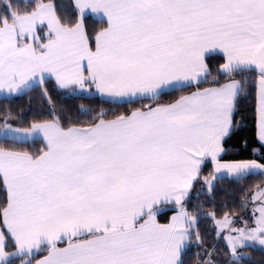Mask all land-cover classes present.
<instances>
[{
    "label": "snow or ice",
    "instance_id": "snow-or-ice-1",
    "mask_svg": "<svg viewBox=\"0 0 264 264\" xmlns=\"http://www.w3.org/2000/svg\"><path fill=\"white\" fill-rule=\"evenodd\" d=\"M0 102V264L264 256V0H0Z\"/></svg>",
    "mask_w": 264,
    "mask_h": 264
},
{
    "label": "trees",
    "instance_id": "trees-1",
    "mask_svg": "<svg viewBox=\"0 0 264 264\" xmlns=\"http://www.w3.org/2000/svg\"><path fill=\"white\" fill-rule=\"evenodd\" d=\"M32 96L35 97V99L33 100V105L35 107H39L41 100L38 97V95L36 93H32ZM59 102L61 103H65L67 104L69 107H76L78 106L80 103H89V101H80V100H61L60 98H57ZM27 101H28V97L25 96L23 99H19L16 100L14 102V107L18 110L20 107H27ZM92 103L96 104L97 106L99 105L98 101H92ZM0 107H3V103L0 102ZM246 123V122H245ZM253 133L248 132L247 130H241L240 132L236 133L233 138L229 141V143L226 145V147H229L230 149H232V151L229 152L228 155L225 156V159H231L233 158V156L235 155V152L237 150L240 151L241 156L243 157H248L251 154V148L249 147L248 149L244 148V140L245 138L251 139ZM207 169H205V174L207 173ZM218 189L219 188H223L224 191L223 192H219L217 195V201L218 202H224L225 199L231 195H233V191L232 188L237 187V185H232V187H229V181H224L222 182V184H218L217 185ZM193 196V203H196V193L195 191L192 193ZM208 226L205 222L201 223V228L203 229L204 227ZM207 247H211V243H209L208 245H206ZM200 249L196 248V247H192L190 249V259L194 262L196 259V253L199 252ZM245 251H249L248 249H245ZM218 255H222V253L218 254ZM252 264H264V256H262L258 251L255 253H252Z\"/></svg>",
    "mask_w": 264,
    "mask_h": 264
}]
</instances>
